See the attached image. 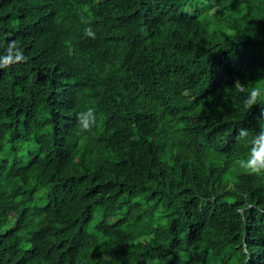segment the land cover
<instances>
[{"label": "trees", "instance_id": "16d2710c", "mask_svg": "<svg viewBox=\"0 0 264 264\" xmlns=\"http://www.w3.org/2000/svg\"><path fill=\"white\" fill-rule=\"evenodd\" d=\"M10 41L0 264H264V0H0Z\"/></svg>", "mask_w": 264, "mask_h": 264}, {"label": "clouds", "instance_id": "9594fccd", "mask_svg": "<svg viewBox=\"0 0 264 264\" xmlns=\"http://www.w3.org/2000/svg\"><path fill=\"white\" fill-rule=\"evenodd\" d=\"M88 23V21H83ZM85 35L91 38H95V33L91 27L85 28ZM26 57L23 52L17 47L15 41H10L5 53L0 55V70H6L13 64L22 63L26 61ZM237 91H245L246 96L243 101L245 108L252 109L257 105L261 97H264V88L259 86H253L245 88L243 84L237 80L234 84ZM78 127L81 131H90L96 123L95 110L88 108L84 112H80L77 116ZM248 129H240L236 134L237 141H244L251 144V151L247 159L237 161L240 169L251 175H264V125L261 126L259 133L253 137L250 141L248 139Z\"/></svg>", "mask_w": 264, "mask_h": 264}, {"label": "rangeland", "instance_id": "374dc122", "mask_svg": "<svg viewBox=\"0 0 264 264\" xmlns=\"http://www.w3.org/2000/svg\"><path fill=\"white\" fill-rule=\"evenodd\" d=\"M99 214L96 216V218L91 222V227L97 222V220L99 219Z\"/></svg>", "mask_w": 264, "mask_h": 264}]
</instances>
